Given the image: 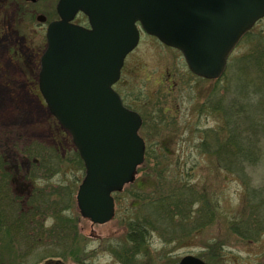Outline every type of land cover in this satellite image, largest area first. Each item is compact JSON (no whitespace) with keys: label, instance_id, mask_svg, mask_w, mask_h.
<instances>
[{"label":"rangeland","instance_id":"rangeland-1","mask_svg":"<svg viewBox=\"0 0 264 264\" xmlns=\"http://www.w3.org/2000/svg\"><path fill=\"white\" fill-rule=\"evenodd\" d=\"M56 1L0 0V141L8 138L9 165L25 181L30 180L29 173L40 175L32 168L31 154L26 151H43L45 162L40 161L38 165L45 168L57 165L46 160L53 148H58L61 170L49 179H33L29 189L58 187L64 191L69 185V192L61 203H57V210L58 215L74 221L78 233L77 249L73 254L67 253L71 247L70 232L65 244L50 240L47 233L40 244L25 243L23 233L19 232L22 228L14 225L16 219L22 220L16 205L18 197L11 192L3 199L0 194V264H41L49 258H57L63 264H128L120 258L124 250L128 252L129 249L125 244L127 210L135 211L140 203L131 194L167 191L174 183L175 169L189 174L185 181L194 184L202 194H212L215 216L209 218L210 213L200 215L196 228L188 235H179L169 241L163 239L160 231L150 233L146 256L145 253L135 255L133 261L137 264H175L182 256L190 254L201 257L208 264L211 255L213 264H264V232L256 241H245L229 229L233 216L240 210L245 185L264 186V155L254 165L245 164L246 178L218 169L214 158L199 153L197 147L202 132L220 122L213 111H202L201 104L213 87L218 92L212 95V100H220L224 94L237 93V81L245 83L240 77H244L245 72L236 71L238 58L257 44L256 36L264 40V16L233 47L225 72L218 80L191 73L178 49L140 30L139 42L125 56L120 79L114 88L143 117L139 134L144 138L149 154L137 168L134 180L114 193L113 218L97 224L82 217L78 211L75 193L83 178L84 167L74 153L76 149L69 134L49 112L37 86L46 25L57 18ZM40 14L45 16V22L37 20ZM73 22L86 25L87 20L78 14ZM243 100L247 102L246 98ZM3 148L5 146L0 143L1 152ZM2 187L0 184V192L4 190ZM197 206L198 203L193 210ZM40 219L45 229L53 227L54 218L46 210ZM67 224L70 226L71 223L68 221ZM27 234L34 236L32 231ZM212 245L216 248L209 252L208 246ZM59 252L65 257L49 256Z\"/></svg>","mask_w":264,"mask_h":264},{"label":"water","instance_id":"water-1","mask_svg":"<svg viewBox=\"0 0 264 264\" xmlns=\"http://www.w3.org/2000/svg\"><path fill=\"white\" fill-rule=\"evenodd\" d=\"M56 11L59 19L46 28L38 88L83 161L79 213L101 224L114 214L111 193L132 181L144 158L141 120L111 87L137 44V22L179 49L192 73L217 78L241 35L264 15V0H58ZM78 11L88 28L71 22ZM177 264L207 263L188 254Z\"/></svg>","mask_w":264,"mask_h":264},{"label":"trees","instance_id":"trees-1","mask_svg":"<svg viewBox=\"0 0 264 264\" xmlns=\"http://www.w3.org/2000/svg\"><path fill=\"white\" fill-rule=\"evenodd\" d=\"M260 38V36H256L254 40L255 42L259 40L257 44H254L246 55L238 58L236 71L245 72L246 75L240 76L241 79L244 78L245 83L243 84H240L241 80L237 78L240 80L237 81L239 83L237 93L230 96L224 94L220 100L218 98L212 100V95L218 92V89L213 87L200 107L202 111L208 110L216 113L220 122L214 128H208L202 132L199 145H197L198 152L212 156L218 169L238 176L242 174L241 177H246L244 175L245 164L254 165L264 155V40ZM29 67H32L31 63H29ZM243 89L245 90L243 91ZM244 98L247 102H244ZM7 139L4 138L0 141L1 145L5 146L4 151H0V184L4 189L0 194L3 199L11 192L18 197L16 205L21 211L22 220L17 221L16 219L14 225L22 228L19 231L23 233L22 239L27 244H40L45 240L44 233H47L50 240L65 244L70 232L71 247L66 252L73 254L77 249L78 238L75 223L70 218L58 215L57 210V203H61L64 196L68 194L69 185L67 190L64 188V191L60 188L58 190V187L55 189L48 187L45 190L37 187L29 189L33 179H49L61 170L62 158L57 155L58 148H53L52 154L46 160L47 163L53 161L57 165L44 166L43 169L38 165L40 161L45 162L43 151L28 149L26 152L31 154L32 168H35L37 170L35 171L41 176H31L29 173L31 178L25 181L24 177L22 176L23 179H21V176L13 172V168L9 165ZM74 153L81 163L76 150ZM148 154L147 146L145 155L148 157ZM175 171L176 173H172L175 177L174 183L167 191L154 190L150 195L140 192L131 194L136 201L140 200V203L135 211H131V208L127 210L129 218L125 221L128 227L125 244L129 249L128 252L124 250V254L120 258L126 260L128 264L138 263L133 261L135 255L145 253L146 256V243L150 233L160 231L163 239L169 241L179 235H188V232L196 228V222L198 223L200 215L210 213L209 218L215 216L213 212L215 205L211 200L212 194L205 196L194 184L185 181V177L189 174L184 175L177 169ZM248 181L247 179L244 183L247 184ZM245 186L240 210L237 216H233L229 229L240 239L256 241L264 232V186ZM20 201H22L21 205ZM196 203L198 206L193 210ZM44 210L54 218V225L51 229H45L41 222L40 217L43 216ZM68 221L71 223L70 226L67 224ZM28 231H32L34 236L27 234ZM208 247L209 252L216 248L215 245ZM115 253L119 256L117 252ZM49 256L65 257L60 252ZM210 259V264H213L211 262L213 255Z\"/></svg>","mask_w":264,"mask_h":264},{"label":"flooded vegetation","instance_id":"flooded-vegetation-1","mask_svg":"<svg viewBox=\"0 0 264 264\" xmlns=\"http://www.w3.org/2000/svg\"><path fill=\"white\" fill-rule=\"evenodd\" d=\"M118 82V81H117ZM116 82V83H117ZM122 101H123V103H124V105L128 108V109H130V110H134L133 108H131V105L130 104H128V103H126L125 102V100L122 98ZM142 122H143V117L141 116V124H142Z\"/></svg>","mask_w":264,"mask_h":264}]
</instances>
